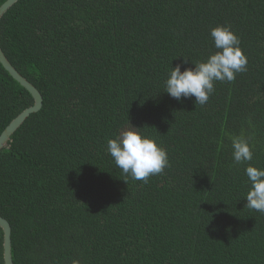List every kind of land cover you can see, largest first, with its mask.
Wrapping results in <instances>:
<instances>
[{
	"label": "trees",
	"instance_id": "16d2710c",
	"mask_svg": "<svg viewBox=\"0 0 264 264\" xmlns=\"http://www.w3.org/2000/svg\"><path fill=\"white\" fill-rule=\"evenodd\" d=\"M217 25L247 71L205 105L177 101L165 80L217 51ZM0 47L43 98L0 152L14 264H264V213L245 206L231 147L250 138L264 168V0H20ZM32 104L0 65V134ZM128 123L168 154L147 183L107 151Z\"/></svg>",
	"mask_w": 264,
	"mask_h": 264
},
{
	"label": "clouds",
	"instance_id": "9594fccd",
	"mask_svg": "<svg viewBox=\"0 0 264 264\" xmlns=\"http://www.w3.org/2000/svg\"><path fill=\"white\" fill-rule=\"evenodd\" d=\"M210 37L217 51L194 67L181 64L172 67L164 82L165 93L180 101L195 98V104L205 105L213 94L216 82L231 83L236 75L247 71V57L240 48L238 36L229 26L217 25L210 30ZM184 60L183 63H188ZM129 124V123H128ZM140 128L131 126L107 141V151L122 174L136 181L148 182L169 167L167 151L155 139L144 135ZM232 159L245 164V175L250 185L245 194L246 207L264 213V168L249 164L253 159L250 138L243 135L231 137Z\"/></svg>",
	"mask_w": 264,
	"mask_h": 264
},
{
	"label": "water",
	"instance_id": "95a60500",
	"mask_svg": "<svg viewBox=\"0 0 264 264\" xmlns=\"http://www.w3.org/2000/svg\"><path fill=\"white\" fill-rule=\"evenodd\" d=\"M20 0H5L0 5V21L4 15ZM0 65L7 74L16 81L32 98L33 104L20 112L4 128L0 134V152L6 148L11 137L22 124L32 115L38 113L43 106V98L38 89L22 76L8 60L0 47ZM0 230L2 233V260L3 264H14L12 259L11 226L7 219L0 216Z\"/></svg>",
	"mask_w": 264,
	"mask_h": 264
}]
</instances>
